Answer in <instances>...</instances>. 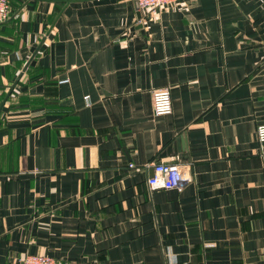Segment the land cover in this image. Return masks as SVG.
Segmentation results:
<instances>
[{
	"label": "crops",
	"instance_id": "obj_1",
	"mask_svg": "<svg viewBox=\"0 0 264 264\" xmlns=\"http://www.w3.org/2000/svg\"><path fill=\"white\" fill-rule=\"evenodd\" d=\"M10 1L0 102L45 39L0 112V264H264V0Z\"/></svg>",
	"mask_w": 264,
	"mask_h": 264
},
{
	"label": "built area",
	"instance_id": "obj_2",
	"mask_svg": "<svg viewBox=\"0 0 264 264\" xmlns=\"http://www.w3.org/2000/svg\"><path fill=\"white\" fill-rule=\"evenodd\" d=\"M177 0H136L139 8L158 10L174 4ZM11 15V1L0 0V24ZM152 108L155 115H165L172 111V101L169 87H160L152 90ZM258 150L264 155V123L256 127ZM133 167V164H130ZM192 181L190 169L181 163L159 162L153 164V174L147 178L150 191L159 189H182ZM18 264H57L55 259L46 254H26L19 259ZM177 264H194L180 261ZM204 264V263H201Z\"/></svg>",
	"mask_w": 264,
	"mask_h": 264
},
{
	"label": "water",
	"instance_id": "obj_3",
	"mask_svg": "<svg viewBox=\"0 0 264 264\" xmlns=\"http://www.w3.org/2000/svg\"><path fill=\"white\" fill-rule=\"evenodd\" d=\"M39 1H48V2H54V3H63L64 5H67L71 2H84V1H88V0H39ZM137 3V2H136ZM138 6V5H137ZM45 38H42L40 43L38 44L37 48L35 49V51L32 53V55L30 56V58L28 59V61L26 62V64L24 65V67L22 68V70L20 71V73L18 74V76L16 77V79L14 80V82L8 87V90L4 96V98L2 99V101L0 102V112L2 110V107L4 106L6 100L8 99V97L10 96V94L12 93L13 89L15 88L16 84L18 83L19 79L21 78L23 72L26 70V68L28 67L30 61L32 60V58L34 57V55L36 54L37 50L39 49L40 45L42 44V42L44 41ZM170 149H168V151L164 152L162 154V156H164V154L170 152ZM152 174H153V170H152Z\"/></svg>",
	"mask_w": 264,
	"mask_h": 264
},
{
	"label": "trees",
	"instance_id": "obj_4",
	"mask_svg": "<svg viewBox=\"0 0 264 264\" xmlns=\"http://www.w3.org/2000/svg\"><path fill=\"white\" fill-rule=\"evenodd\" d=\"M12 12V11H11Z\"/></svg>",
	"mask_w": 264,
	"mask_h": 264
}]
</instances>
